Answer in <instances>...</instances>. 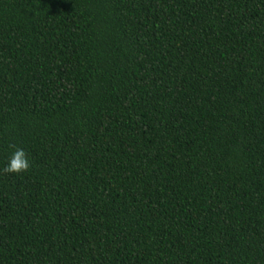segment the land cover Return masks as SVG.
<instances>
[{
	"label": "trees",
	"instance_id": "16d2710c",
	"mask_svg": "<svg viewBox=\"0 0 264 264\" xmlns=\"http://www.w3.org/2000/svg\"><path fill=\"white\" fill-rule=\"evenodd\" d=\"M0 264H264V0H0Z\"/></svg>",
	"mask_w": 264,
	"mask_h": 264
},
{
	"label": "clouds",
	"instance_id": "9594fccd",
	"mask_svg": "<svg viewBox=\"0 0 264 264\" xmlns=\"http://www.w3.org/2000/svg\"><path fill=\"white\" fill-rule=\"evenodd\" d=\"M30 168V161L28 155L22 148H16L12 151L7 164L4 167V171L8 173L20 174L27 172Z\"/></svg>",
	"mask_w": 264,
	"mask_h": 264
}]
</instances>
